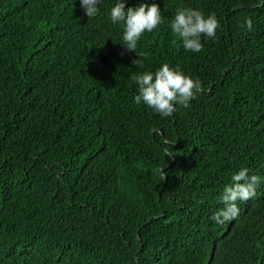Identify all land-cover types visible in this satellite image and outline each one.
I'll list each match as a JSON object with an SVG mask.
<instances>
[{
  "label": "trees",
  "instance_id": "obj_1",
  "mask_svg": "<svg viewBox=\"0 0 264 264\" xmlns=\"http://www.w3.org/2000/svg\"><path fill=\"white\" fill-rule=\"evenodd\" d=\"M114 2L0 0V264H264V3L128 0L164 17L138 67ZM180 7L220 22L199 53L171 32ZM163 63L202 84L170 117L134 102ZM241 167L257 194L215 224Z\"/></svg>",
  "mask_w": 264,
  "mask_h": 264
},
{
  "label": "clouds",
  "instance_id": "obj_2",
  "mask_svg": "<svg viewBox=\"0 0 264 264\" xmlns=\"http://www.w3.org/2000/svg\"><path fill=\"white\" fill-rule=\"evenodd\" d=\"M80 6L89 18L100 14L102 0H79ZM128 0H115L108 15L113 25L122 26L121 45L125 50L137 53V46L146 33H152L164 23L159 5L141 4L139 7L126 8ZM264 3V0H261ZM248 31L253 29L251 18L245 20ZM171 32L179 38L180 46L187 51L199 53L203 50L202 38H217L220 22L214 13L205 14L199 8H177L170 21ZM138 59L133 64L143 67L146 56L137 53ZM137 86L134 102L143 104L161 117H170L177 110V105L188 106L195 98L202 84L198 79L185 74L178 66L163 63L155 71L146 70L133 76ZM261 178L250 175L247 167H241L231 176L230 183L223 188L221 198L224 207L215 211L210 219L223 225L238 218V202H246L257 194Z\"/></svg>",
  "mask_w": 264,
  "mask_h": 264
}]
</instances>
